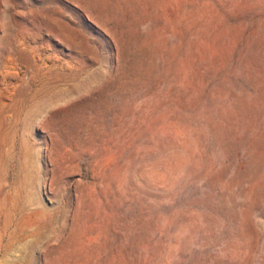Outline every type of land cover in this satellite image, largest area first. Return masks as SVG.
Listing matches in <instances>:
<instances>
[{"label":"rangeland","instance_id":"374dc122","mask_svg":"<svg viewBox=\"0 0 264 264\" xmlns=\"http://www.w3.org/2000/svg\"><path fill=\"white\" fill-rule=\"evenodd\" d=\"M0 264H264V0H0Z\"/></svg>","mask_w":264,"mask_h":264}]
</instances>
